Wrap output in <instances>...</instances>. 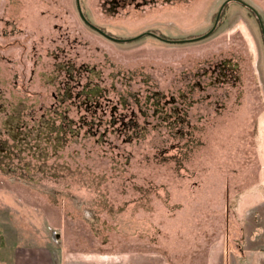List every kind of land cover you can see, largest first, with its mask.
Returning <instances> with one entry per match:
<instances>
[{
	"label": "rangeland",
	"instance_id": "obj_1",
	"mask_svg": "<svg viewBox=\"0 0 264 264\" xmlns=\"http://www.w3.org/2000/svg\"><path fill=\"white\" fill-rule=\"evenodd\" d=\"M224 1L0 0L7 239L49 242L56 264L255 256L264 42L239 2L197 38ZM241 1L264 28V0Z\"/></svg>",
	"mask_w": 264,
	"mask_h": 264
},
{
	"label": "crops",
	"instance_id": "obj_2",
	"mask_svg": "<svg viewBox=\"0 0 264 264\" xmlns=\"http://www.w3.org/2000/svg\"><path fill=\"white\" fill-rule=\"evenodd\" d=\"M254 193L259 195L254 197V199H247L245 202H249L248 210L253 207V204H261L264 199L261 196V192L254 190ZM252 194V195H251ZM251 196H255L253 192ZM263 195V194H262ZM264 198V196H263ZM255 216H252L254 219ZM256 227H264L262 224H257ZM4 231H7L5 227H0V234L2 239H0V264H56L55 260L58 255L52 253V245L47 241H42L39 239H34L32 241H26L25 239H7L5 237ZM20 237V236H19ZM52 247V248H51ZM255 256H251L249 251L246 249L241 256L242 264H264V245L258 247V250L254 252ZM210 261V260H209ZM206 264L207 261H206ZM211 264V261H210Z\"/></svg>",
	"mask_w": 264,
	"mask_h": 264
},
{
	"label": "water",
	"instance_id": "obj_3",
	"mask_svg": "<svg viewBox=\"0 0 264 264\" xmlns=\"http://www.w3.org/2000/svg\"><path fill=\"white\" fill-rule=\"evenodd\" d=\"M228 1H229V0H225V1L222 3L221 7L219 8V10H218V12H217V14H216V17H215L214 24H213L212 28H211L207 33H205L204 35H202V36H200V37H197V38H202V37L208 36V35H210V34L213 32V30H214V28H215V26H216V24H217V22H218V19H219V16H220L221 10H222V8L224 7V5L226 4V2H228ZM236 1H239L240 3L246 5V4H245L244 2H242L241 0H236ZM246 6H248V5H246ZM248 7L254 12V14H255V16H256L258 22H259L260 29H261V32H262L263 42H264V28H263V24H262V22H261V19H260L259 15L255 12V10H254L251 6H248ZM83 20H84V19H83ZM84 21H85L89 26H91L92 28H94L95 30H97L99 33H101L102 35L106 36L107 38H109V39H111V40H115V41H122L121 39H116V38H113V37H111V36L105 34V33H104L103 31H101L100 29H98V28H96V27L90 25L86 20H84ZM146 34H149V33H146ZM160 39H161V40H164V41H167V42H176V41H180V40H167V39H163V38H160ZM191 40H192V39H191ZM181 41H182V40H181Z\"/></svg>",
	"mask_w": 264,
	"mask_h": 264
},
{
	"label": "trees",
	"instance_id": "obj_4",
	"mask_svg": "<svg viewBox=\"0 0 264 264\" xmlns=\"http://www.w3.org/2000/svg\"><path fill=\"white\" fill-rule=\"evenodd\" d=\"M228 2H239V1H236V0H229ZM240 3V2H239ZM228 3L226 2V4L224 6H226ZM242 4V3H241ZM243 6L247 7L253 14L254 12L246 5L242 4ZM255 15V14H254ZM257 19V18H256ZM259 23V22H258ZM260 26V25H259ZM262 33V32H261ZM161 37L165 38L164 35H160ZM263 38V37H262ZM3 148L0 147V156H3L1 154H4V152H6V148H4V146H2ZM6 155V154H5Z\"/></svg>",
	"mask_w": 264,
	"mask_h": 264
},
{
	"label": "flooded vegetation",
	"instance_id": "obj_5",
	"mask_svg": "<svg viewBox=\"0 0 264 264\" xmlns=\"http://www.w3.org/2000/svg\"><path fill=\"white\" fill-rule=\"evenodd\" d=\"M81 17H82V15H81ZM83 19L85 20V18L83 17Z\"/></svg>",
	"mask_w": 264,
	"mask_h": 264
}]
</instances>
